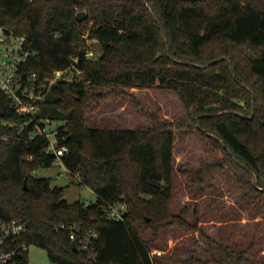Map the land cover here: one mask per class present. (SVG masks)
Segmentation results:
<instances>
[{
  "label": "trees",
  "instance_id": "obj_1",
  "mask_svg": "<svg viewBox=\"0 0 264 264\" xmlns=\"http://www.w3.org/2000/svg\"><path fill=\"white\" fill-rule=\"evenodd\" d=\"M1 31L26 38L33 54L26 74L43 80L74 59L84 73L81 81L55 85L38 117L65 124L58 141L69 153L62 160L69 176L96 195L89 208L70 204L64 188L36 176L56 161L49 141L0 94V218L26 223L24 241L53 264H157L140 235L145 231L157 237L179 227L207 239L185 213L172 211L174 124L150 116V129L88 127L91 105L126 89L175 92L193 128L223 155L197 172L196 183L228 170L264 203V0H0ZM93 40L100 47L95 60L86 56ZM95 87L109 91L90 95ZM120 204L128 210L123 224L106 212ZM61 224L98 230L97 261L72 249ZM214 246L210 241L209 262L180 264H264L229 246H219L216 256Z\"/></svg>",
  "mask_w": 264,
  "mask_h": 264
},
{
  "label": "rangeland",
  "instance_id": "obj_2",
  "mask_svg": "<svg viewBox=\"0 0 264 264\" xmlns=\"http://www.w3.org/2000/svg\"><path fill=\"white\" fill-rule=\"evenodd\" d=\"M2 34L0 33V36ZM93 52L99 53L97 42L88 43ZM109 88L95 87L89 94H105ZM125 95L109 96L94 105L87 117V125L98 130H141L150 129V116L162 122L174 124L175 178L172 211L176 215L185 213V219L197 224L200 232H185L179 227L164 229L159 236L152 232L140 233L149 243L150 251H162L156 257L157 264H180L192 258L203 263L210 261V241L216 256L219 246L249 251L251 260L264 258V203H259L227 171H215L196 183V174L206 165L221 160L223 155L205 141L193 128L188 112L178 95L173 91L160 89H126ZM63 166L42 169L38 178H49L52 187L64 188V199L70 204L76 202L95 204L97 197L87 187L67 175ZM252 246V247H251ZM30 264H53L48 253L36 246L30 248Z\"/></svg>",
  "mask_w": 264,
  "mask_h": 264
},
{
  "label": "built area",
  "instance_id": "obj_3",
  "mask_svg": "<svg viewBox=\"0 0 264 264\" xmlns=\"http://www.w3.org/2000/svg\"><path fill=\"white\" fill-rule=\"evenodd\" d=\"M0 94L9 99L17 114L36 122V134L46 137L49 141L48 153L56 157L53 167L63 166L62 158L69 153L67 146L59 145V128L65 124L50 118H40L41 106L51 94L52 88L60 82L75 83L81 81L84 73L79 69V60L74 59L71 66L58 70L51 77L41 80L37 74H26L25 68L32 59L26 38H14L4 31L0 32ZM87 58L97 59L96 52L88 51ZM23 129H21V132ZM34 133V135H35ZM7 140V138H4ZM91 204L84 203L85 208ZM108 219L116 223H124L128 213L125 205L107 206ZM82 224H61L58 230H67L72 242H76L77 250L92 261H97L99 234L96 228L87 230ZM28 233L26 223L21 220H4L0 218V264H30V248L24 241ZM162 251H150V257L156 261Z\"/></svg>",
  "mask_w": 264,
  "mask_h": 264
},
{
  "label": "water",
  "instance_id": "obj_4",
  "mask_svg": "<svg viewBox=\"0 0 264 264\" xmlns=\"http://www.w3.org/2000/svg\"><path fill=\"white\" fill-rule=\"evenodd\" d=\"M86 17H87L86 13H85V12H81V13L78 14V18H77V19H79L81 22H83V21H85V20L87 19ZM5 33H7V35H10V32H9V31H5ZM218 62H219V60L213 62V64H216V63H218ZM238 115H239L240 117H243V115H241V114H238ZM208 137H210L211 139H214V140H218L217 137H215V136H213V135L211 136V134H208ZM252 177H253V184H254L255 188H259V187H258V182H257V177H256V175L252 173ZM24 188H25L26 190H29V189H28L27 180H26L25 183H24ZM260 190H261V189H260ZM71 247H72L73 250L76 251V250H77V244H76V242H72Z\"/></svg>",
  "mask_w": 264,
  "mask_h": 264
}]
</instances>
